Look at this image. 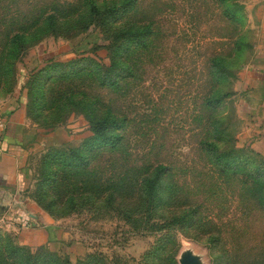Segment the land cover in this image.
I'll return each mask as SVG.
<instances>
[{"label": "rangeland", "instance_id": "374dc122", "mask_svg": "<svg viewBox=\"0 0 264 264\" xmlns=\"http://www.w3.org/2000/svg\"><path fill=\"white\" fill-rule=\"evenodd\" d=\"M80 5L0 0V112L21 100L39 138L56 133L25 150L31 207L18 206L27 215L15 228L0 220V264L11 262L8 246L72 264L88 256L100 264H179L184 253L212 264L216 241L206 237L221 234L228 247L236 238L257 241L264 234L254 185L264 174V0H136L115 26L70 29L78 20L62 17L49 30L44 18L53 7L64 14ZM144 26L151 27L144 46L121 34ZM19 33L21 46L9 45ZM5 59L12 66L2 80ZM98 122L106 138L120 140L89 151ZM205 144L232 167L215 165ZM75 157L87 167L71 165ZM157 165L167 169L164 187L156 203L141 205V180ZM172 217L185 221L151 233L134 227ZM35 223L62 235L58 249L33 245Z\"/></svg>", "mask_w": 264, "mask_h": 264}, {"label": "trees", "instance_id": "16d2710c", "mask_svg": "<svg viewBox=\"0 0 264 264\" xmlns=\"http://www.w3.org/2000/svg\"><path fill=\"white\" fill-rule=\"evenodd\" d=\"M62 6L53 7L52 11L49 12L45 18L44 22L47 23L49 30L56 31L55 25L63 17L67 20H78V24L75 27L70 29H88L91 24H102L110 23L115 26L119 23L120 19L132 11L136 7V0H81L80 7H77L75 12H66L61 13ZM86 17H89V22L85 23L84 20ZM122 35L128 36L129 40L133 44L139 46H144L146 38L151 34V27L144 26L141 30L134 31L133 29H126V31L121 33ZM117 39L120 36V33L116 34ZM25 33H19L10 38L8 44L12 46H21L22 40L24 39ZM85 60H79L78 63L85 64L82 62ZM77 62V61H76ZM74 62L72 67L79 66L78 63ZM7 72L2 76V80H7L10 77V68L12 66L11 61L5 59ZM92 62H90L91 64ZM94 63V62H93ZM89 64V63H88ZM83 66V65H82ZM71 67V68H72ZM101 85L115 86L116 82L114 81H101ZM115 130L119 129V125L113 124ZM106 127L105 122H98L92 126V131L94 133V138L89 142V151L94 148L102 146H114V144L120 140L119 136L115 138L108 139L104 136L103 130ZM204 150L208 156L212 159L215 165L223 168L229 169L233 164L230 163L228 158L224 154H219L216 151V148L212 145L205 144ZM76 160H70L71 165L75 167L85 168L88 163L86 160H81L75 157ZM74 161V162H73ZM259 171V170H258ZM167 169L157 165L152 168L151 173L145 175L141 184L143 185V196L140 198L141 205H150L156 203L157 198L160 196L159 192L163 189L164 185L162 182L166 178ZM262 175H257L254 180V185L258 188V193L260 194L261 199L257 203L259 211L264 212V183L258 182L260 178H264ZM262 176V177H261ZM141 185V186H142ZM261 189V192L259 191ZM113 193V192H112ZM110 194V197L113 195ZM128 222H131L130 217H126ZM184 217H172L171 219L164 220L161 223H151L148 220L143 221L144 226L141 225L142 221L138 224H135L134 227L138 232H158L159 230H165L170 226H179L183 225ZM211 240L210 242L216 241L209 249L211 251V260L212 264H264V234L259 236L257 241L248 242V246L239 238H236V241L233 246L228 247L226 241L224 242V237L221 234L217 236H208L206 240ZM243 243H242V242ZM208 242V243H210ZM8 252L5 256V261L10 262V264H72L67 260H62L60 256L51 255L50 253H40L35 256L28 254L23 248H17L8 246ZM219 249V250H217ZM100 259L96 257L88 256L85 262L78 264H100Z\"/></svg>", "mask_w": 264, "mask_h": 264}, {"label": "crops", "instance_id": "0c3cea01", "mask_svg": "<svg viewBox=\"0 0 264 264\" xmlns=\"http://www.w3.org/2000/svg\"><path fill=\"white\" fill-rule=\"evenodd\" d=\"M0 117L6 124V132L0 143V207L3 208V211H0V220L13 221L7 223L8 226L6 225V227L15 228V222L20 218L25 219L27 215L23 216L18 206L31 207V205L26 204V193L23 190L25 150L27 146L32 144L38 145L36 142H51L55 138L53 134L56 133L54 132L46 138H39L37 131L30 128L26 123L25 107L21 100L14 101L10 110H2ZM28 218H36L37 221H42L38 215L35 217L30 213ZM35 225L30 228L36 232L33 245H47L49 248L58 249L62 235L58 234L52 226L45 228L36 223Z\"/></svg>", "mask_w": 264, "mask_h": 264}, {"label": "water", "instance_id": "95a60500", "mask_svg": "<svg viewBox=\"0 0 264 264\" xmlns=\"http://www.w3.org/2000/svg\"><path fill=\"white\" fill-rule=\"evenodd\" d=\"M0 211H3V208L0 207ZM179 264H200L199 261L190 253H184L180 257Z\"/></svg>", "mask_w": 264, "mask_h": 264}, {"label": "built area", "instance_id": "2783aa9c", "mask_svg": "<svg viewBox=\"0 0 264 264\" xmlns=\"http://www.w3.org/2000/svg\"><path fill=\"white\" fill-rule=\"evenodd\" d=\"M5 132H6V124L3 121V119L0 117V143H1V140H2Z\"/></svg>", "mask_w": 264, "mask_h": 264}]
</instances>
